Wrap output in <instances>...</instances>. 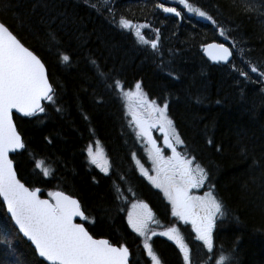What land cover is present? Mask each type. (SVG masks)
Instances as JSON below:
<instances>
[{"label":"trees","instance_id":"obj_1","mask_svg":"<svg viewBox=\"0 0 264 264\" xmlns=\"http://www.w3.org/2000/svg\"><path fill=\"white\" fill-rule=\"evenodd\" d=\"M191 2L216 23L187 13L180 22L165 18L157 0H0V21L45 65L55 90L43 113L13 117L25 148L11 159L28 188L75 197L88 222L95 220L84 224L93 237L128 247L130 264H150L122 220L125 202L151 197L155 205L157 199L131 161L136 135L126 93H138L140 83L149 103L168 105L167 117L184 142L180 153L208 172L205 184L224 206L213 230L215 251L234 255V264H264V79L246 63L264 61V15L245 13L240 0L235 7L232 0ZM254 2L260 7L261 0ZM121 19L147 25L141 35L148 43ZM210 42L231 47L233 61L208 62L202 47ZM97 142L113 164L106 178L92 177L85 166L86 149ZM189 243L191 264H210L202 244ZM151 244L162 264H184L172 244L158 238ZM0 264H46L14 229L1 201Z\"/></svg>","mask_w":264,"mask_h":264},{"label":"snow or ice","instance_id":"obj_2","mask_svg":"<svg viewBox=\"0 0 264 264\" xmlns=\"http://www.w3.org/2000/svg\"><path fill=\"white\" fill-rule=\"evenodd\" d=\"M178 2L188 13L216 23L205 10L194 7L191 0ZM240 3L245 13L259 12L264 15V0H261L260 7H257L254 0H240ZM231 6H236V0H232ZM156 7L162 8L165 13L181 16V11H177L175 7H165L163 4H157ZM120 25L125 29L136 27L135 35L140 37L143 43H148L140 32V28L147 25L137 27L127 19H121ZM220 35H225L223 29ZM151 47L155 50L157 44L152 42ZM210 47L218 50L215 57L218 62L230 63L229 58L233 56V52L229 47L224 44H213ZM240 52L243 55L244 49ZM62 59L68 62L70 57L64 55ZM246 63L250 65L251 73L264 79V67H261L264 61L254 65L251 61ZM239 75L248 80L252 79L247 71L241 70ZM115 87H122L119 80L115 82ZM135 88L139 93L141 84L137 83ZM140 95L141 102L147 104L148 101L144 99L143 94ZM54 97L55 90L49 83L45 65L20 42L7 25L0 21V197L6 202L8 212L11 213L20 232L35 246L38 256L48 264H130L128 247L114 246L107 239H96L84 224L74 222L76 217L84 221L89 220L78 200L61 192L49 193L54 203L42 200L38 195L39 189L30 190L17 179V171L13 167L9 153L25 148V144L13 122V110L24 117H32L45 111L41 105L42 100L53 101ZM167 108V104L161 108L153 103L150 105L149 116L155 114V120L147 125L137 121L141 134L147 136L152 144V162L157 165L155 170L158 175L163 173L164 176L163 181L157 178L152 179V182L164 192L172 206V215L185 224L192 225L195 239L201 241L202 246L211 255L210 264H234V255L225 256L223 251L218 253L214 249L213 229L216 227L217 216L225 214L224 206L211 191L206 192L204 196L190 194L192 189L200 188L205 181H209V174L200 164H194V157L190 159L176 151L172 138L176 144L184 142L172 127L173 121L166 115ZM157 122L161 129L169 130L170 135L166 134L165 144L172 150L173 155L170 158H165L148 134V128L155 126ZM89 155H92L91 148ZM92 162L96 163L95 159ZM103 170L107 173V168ZM44 175H48L47 170L44 171ZM142 207L146 209L147 205ZM151 218L150 210L138 215L136 219L129 214L128 223L134 232L144 237L143 247L152 264H161L152 244L148 242L150 231L152 236L157 235L148 228ZM92 222L95 223V220ZM159 235L174 241L182 253L184 264H191L189 246L177 228H169Z\"/></svg>","mask_w":264,"mask_h":264},{"label":"flooded vegetation","instance_id":"obj_3","mask_svg":"<svg viewBox=\"0 0 264 264\" xmlns=\"http://www.w3.org/2000/svg\"><path fill=\"white\" fill-rule=\"evenodd\" d=\"M157 4H163L165 7H175L177 11H181V19L170 17L172 19H175L177 22L186 20V13H185L186 9H184L183 6L179 4L178 0H170V1L157 0L156 5ZM156 5H155L156 11L161 12L156 7ZM150 104H153V103H150ZM135 108H138V109L135 110ZM146 109H149V110L146 111ZM130 110L131 111L129 112L128 116L131 121L132 128L135 130L134 132L136 135V141L134 142L135 144L133 145V151L131 152V161L133 164V168L136 174L138 175V177H140L142 181L152 191H154L157 194V199L155 201L153 199L155 205L152 202H151L152 204L150 203L149 200H152L151 197H148L149 200L146 198L130 200L131 203L127 205V207L124 210V214H122V220L124 222V225L126 226L127 230L131 234H133L136 237H139V235L132 230L127 220V217L129 216V214L131 215L133 214L130 211L129 206L131 204L138 205V208L142 210L141 214H145L149 210L152 214V218L149 220L148 226L154 225L155 223H160L159 229L162 228V231H160L159 229L155 231L157 235L151 237L149 241L150 244L152 241H154V239L158 238L162 241H165L166 243L172 244V246H174L178 251H180L174 241L169 240L166 236L159 235V233L166 232L169 228L175 227L179 230L180 235L184 239V242L188 244L189 251H190L189 241H194L199 244H202V242L195 239V232L193 231L192 225L190 223L185 224L183 221L178 220V218L172 215V206L169 203L167 197H165L164 192L160 188H157L155 184H153L152 182V179H157V178L160 181H163L164 176H163V173H160L158 175L157 171L155 170L157 168V165L153 164L152 162L153 161L152 144L149 142L147 136H144L141 134L137 121L144 122L145 125H147V123L154 121L155 118H151V116H149L150 107L143 104L141 100L137 101L134 108ZM148 134L151 136L152 140L156 142L155 147L161 149L165 158L172 157L173 155L172 150L168 148L165 144V136L166 134H168L165 128L161 129L160 124L157 122L155 123V126L148 128ZM172 143L174 144L176 151L180 153L179 144H176L173 141V139H172ZM98 145L99 144L97 142V143L92 144L86 149L87 151H86L85 166L87 170L91 172L92 177L96 178L98 176H102L103 178H106L111 175V172L113 170V164L109 160L105 152V149H103V147L99 148ZM89 148H91V152H92L91 156L89 155ZM103 154H105V160H103ZM93 159H95L96 163L92 162ZM104 168H107V173L103 170ZM142 169H143V172H142ZM144 173H147V174L145 175ZM208 191L210 190L207 188L206 184L204 183L202 187L192 189L190 194L193 196H204V194ZM142 205H147V208L146 209L143 208ZM157 210H159L160 213H158ZM133 219H136V218H133ZM92 221L88 222V221L82 220L79 223L81 224L89 223L90 226H93L94 223ZM94 238L99 239L103 237H94ZM104 239H107V238H104Z\"/></svg>","mask_w":264,"mask_h":264},{"label":"water","instance_id":"obj_4","mask_svg":"<svg viewBox=\"0 0 264 264\" xmlns=\"http://www.w3.org/2000/svg\"><path fill=\"white\" fill-rule=\"evenodd\" d=\"M158 9L162 12V14H163L164 17L173 16V17L178 18V19L181 18V16H180V17H177V16H175V15L172 14V13H165V12H163V9H162V8H158ZM213 44H223V43H219V42H210V43L205 44V45L202 47V56H203L208 62H210V63H212V64H215V65L226 66V65L230 64V63L233 61V56H234L233 49H232L231 47H229L228 45L224 44L226 47H229V48H230V51L233 52V56L229 58L230 63H227V64H226V63H224L223 61H219V62H218V60L215 58V57H217V55H218V50H217V49H213V48L210 47V45H213ZM33 54H34V53H33ZM34 55H35V54H34ZM45 70H46V69H45ZM46 75H47V72H46ZM47 77H48V76H47ZM49 83H50V82H49ZM46 101H47V100H42V101H41V105L43 106L44 102H46ZM14 116H15V117H19V118H27V117H24L23 115H21L20 113L15 112V110H13V117H14ZM13 122H14V120H13ZM14 124H15V123H14ZM20 150H21V149H18L16 152L9 153V158L11 159V157H12L13 155H15L16 153H18ZM13 167H14V163H13ZM14 169H15V168H14ZM17 179H19V178L17 177ZM20 181H21V180H20ZM21 183H23V182L21 181ZM25 186H26V185H25ZM26 187H27V186H26ZM29 189H30V188H29ZM35 189H39V188H35ZM35 189H30V190H35ZM55 192H61V191H54V192H52V193H55ZM61 193H63V192H61ZM63 194H64V195H67V196H70V195H68V194H66V193H63ZM38 195H39V198H40V199H42V200H48L49 202L54 203L53 197H52V196H49V197H44V196H42V195H41V190H40V189H39V193H38ZM70 197L73 198V199H76L75 197H72V196H70ZM76 200H77V199H76ZM0 201H1V203L3 204V207H4V210H5L6 216H7V217L9 218V220L11 221V223H12L14 229L17 231V233L20 235V237H22V239H24L27 243L30 244V246H31V248L34 250V252H35L37 258L40 259L41 261H43V259L40 258V257L38 256V253L36 252V250H35V246L32 244V242H31L30 240H28V238L25 237V236L23 235L22 232H20L19 227L15 224V221H14V220L12 219V217H11V213H9L8 210H7V204H6V202H4L3 197H0ZM81 221H82V220H81L79 217H76V218L74 219V222H76V223H79V222H81ZM96 239H97V238H96ZM99 239H104V238H99ZM114 246H116V245H114ZM117 247H119V246H117ZM43 262L46 263V264H48L47 261H43Z\"/></svg>","mask_w":264,"mask_h":264},{"label":"rangeland","instance_id":"obj_5","mask_svg":"<svg viewBox=\"0 0 264 264\" xmlns=\"http://www.w3.org/2000/svg\"><path fill=\"white\" fill-rule=\"evenodd\" d=\"M100 1V3L102 2V3H104V4H109L112 0H99ZM168 1H170V0H168ZM186 12H187V10H186ZM187 14H189V15H193V16H195V14H190V13H188L187 12ZM197 18H198V16H197ZM199 19V18H198ZM202 20L204 19V18H201ZM135 30H136V27H135ZM143 31V28H140V32H142ZM126 96H129V99H128V104H127V107H126V111H127V114H129V112L131 111L130 109H133L134 108V106H135V104H136V102L137 101H140L141 100V95H140V93H136V92H134V93H126ZM132 100V102H130ZM156 106H158V107H163V103L162 104H158V103H154ZM146 106H148V107H150V103L148 102L147 104H145ZM138 108H135V110H137ZM147 110H149V109H146V111ZM167 115V114H166ZM151 118H155V114L153 115V116H151ZM173 127V126H172ZM165 130H166V132L170 135V133H169V130L167 129V128H165ZM173 139V141L175 142V139L174 138H172ZM99 146V148H102L101 147V145L99 144L98 145ZM103 160H105V154H103ZM101 161V160H100ZM47 196L49 197L50 195H49V193L47 194ZM125 203H127V205L129 204V203H131L130 201H128V202H125ZM129 209H130V211L133 213L132 215V218H136L138 215H140L141 213H142V210L140 209V208H138V205H130L129 206ZM128 218H129V216L127 217V220H128ZM159 226H160V223H155L154 225H151V226H148V228L150 229V230H152V231H156V230H158L159 229ZM160 231H162V228H160L159 229ZM149 237H150V239H151V237H152V235H151V231L149 232ZM139 238V240H140V243L142 244V248H143V250H144V252H145V255L148 257V255H147V252H146V250L144 249V247H143V244H144V237H141V236H139L138 237ZM150 239H149V241H150ZM148 241V242H149ZM149 258V257H148ZM149 260H150V264H152V261H151V259L149 258ZM162 264V263H161Z\"/></svg>","mask_w":264,"mask_h":264}]
</instances>
